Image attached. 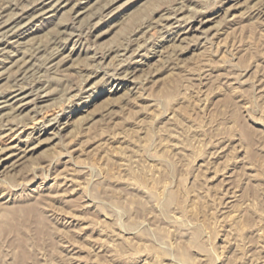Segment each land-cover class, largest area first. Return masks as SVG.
<instances>
[{"label": "rangeland", "instance_id": "1", "mask_svg": "<svg viewBox=\"0 0 264 264\" xmlns=\"http://www.w3.org/2000/svg\"><path fill=\"white\" fill-rule=\"evenodd\" d=\"M0 264H264V0H0Z\"/></svg>", "mask_w": 264, "mask_h": 264}, {"label": "bare ground", "instance_id": "2", "mask_svg": "<svg viewBox=\"0 0 264 264\" xmlns=\"http://www.w3.org/2000/svg\"><path fill=\"white\" fill-rule=\"evenodd\" d=\"M11 109V108H10Z\"/></svg>", "mask_w": 264, "mask_h": 264}]
</instances>
